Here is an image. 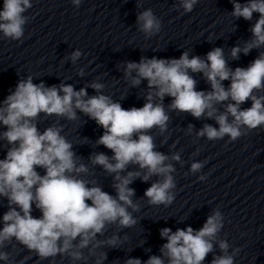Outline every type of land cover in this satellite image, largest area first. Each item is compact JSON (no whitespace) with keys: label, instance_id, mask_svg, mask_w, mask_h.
Masks as SVG:
<instances>
[{"label":"clouds","instance_id":"9594fccd","mask_svg":"<svg viewBox=\"0 0 264 264\" xmlns=\"http://www.w3.org/2000/svg\"><path fill=\"white\" fill-rule=\"evenodd\" d=\"M72 2L79 5L81 0ZM230 2L232 17L250 21L254 13L259 14L250 29L252 39L242 47L231 49V57L238 59L240 53L248 55L252 49L264 46V0ZM180 3L184 12L190 13L198 0H180ZM31 7V0H3L0 32L20 40L28 19L24 13ZM136 20L139 30L148 36L160 31L161 21L151 8L139 13ZM80 56L81 52L76 50L70 58L75 63ZM189 70L202 73L211 91L197 90V81ZM124 75L133 87L147 81L148 93L142 107L123 108L120 102L101 94L104 85L98 82L90 85L98 93L91 97L86 88L76 91L72 85L63 83L59 87H46L43 82L34 84L31 76L17 81L14 91L9 90L0 104V126L5 129L0 132V140L7 142L4 158L0 159V197L6 199L8 207L2 216L0 248L15 238L40 260L59 255L69 257L73 264L77 261L86 264L88 257L83 250L87 249L89 256L95 257L94 264H104L107 253L97 250L118 247L123 241L116 234L101 240L98 234L103 236L110 225L121 230L138 223L134 213L141 205L134 202L135 189L129 187L136 178L147 182L152 176L162 177L145 190L144 197L150 205L171 204L175 183L170 173L174 168L166 163L169 156L156 150L154 137L149 134L154 128L161 134L167 131L169 115L163 106L165 96L172 98L170 109L190 113L197 119L202 116L215 119L218 128L205 124L196 133L208 140L228 136L230 141H235L244 134L242 128L253 130L264 125V95L256 94L264 90V52L246 68L234 70L228 66L220 47L209 51L205 58H190L187 51L179 59L142 57L139 63L127 62ZM226 80L230 81L227 88L223 84ZM229 99L233 103L217 115L215 105ZM249 100L251 106L242 109L240 106ZM76 110L104 130L95 143L111 150L112 155L94 153L89 163L93 169L98 165L105 173L114 174L115 196L102 190L94 179L85 178L90 172L89 165L73 151L72 141L61 134L62 126L38 130L36 118L40 113L76 121ZM192 129L189 125L187 132L190 134ZM171 159L178 161L180 157L173 154ZM129 165L138 168L129 171ZM201 167L199 162L192 163L191 171L197 172ZM38 169H43V175ZM34 208L40 216L32 214ZM222 227L223 216L214 211L199 230L190 226L175 232L162 228L160 236L167 242L160 248L161 256L152 255L147 261L129 258L125 264H165V258L167 264H203ZM228 247L226 241L219 242L225 254L214 257L212 264H234L233 255L227 254ZM8 259V254L0 251V260Z\"/></svg>","mask_w":264,"mask_h":264}]
</instances>
